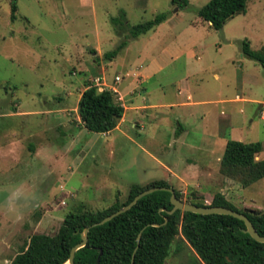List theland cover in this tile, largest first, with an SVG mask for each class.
<instances>
[{
	"label": "rangeland",
	"instance_id": "374dc122",
	"mask_svg": "<svg viewBox=\"0 0 264 264\" xmlns=\"http://www.w3.org/2000/svg\"><path fill=\"white\" fill-rule=\"evenodd\" d=\"M207 1L175 10L170 0H0V264L30 235H53L69 212L124 201L132 184L161 179L185 202L209 204L219 192L239 210H264V177L243 187L219 170L224 133L260 141L255 159L264 158V66L240 52L244 39L264 48V0H246L219 30L196 15ZM162 12L163 22L128 37L125 23ZM143 66L153 75L142 80ZM95 77L126 106L109 133L86 130L76 113ZM163 264L202 263L177 234Z\"/></svg>",
	"mask_w": 264,
	"mask_h": 264
},
{
	"label": "trees",
	"instance_id": "16d2710c",
	"mask_svg": "<svg viewBox=\"0 0 264 264\" xmlns=\"http://www.w3.org/2000/svg\"><path fill=\"white\" fill-rule=\"evenodd\" d=\"M245 2L246 0H208L196 10V15L214 30H219L233 15L244 13ZM170 4L183 9L188 5V0H170ZM15 11L16 4L11 2L10 20L14 19ZM165 19L166 13L162 12L141 23L130 26L125 22L123 24L128 37L134 38ZM117 21L116 18L111 19L120 33L123 29ZM125 44L126 36L112 51L104 53L103 59H112ZM240 52L264 66V48L255 51L244 39L240 42ZM76 113L86 130L105 133L115 128L123 114V108L115 102L110 90L98 91L96 87L88 85L80 92ZM261 150L260 141L242 142L227 138L219 159L220 172L236 179L243 187L250 185L264 177V158L255 159ZM154 186L170 187L161 179L144 186L132 184L122 202L115 201L99 211L69 212L53 235H30L26 246L14 255L9 264H65L71 247L80 241V232L84 227L127 204L145 188ZM173 192L182 200L178 190L173 189ZM169 196L168 191H153L139 198L123 213L101 225L90 226L86 244L74 251L73 264H163L177 234L187 242L202 264H264V243L257 242L249 234L242 232L244 224L241 220L223 214L202 215L179 210L168 214L167 211L172 207ZM191 203L197 206H226L242 212L256 232L264 236V210H239L219 192L212 196L209 204ZM138 232L140 239L137 244Z\"/></svg>",
	"mask_w": 264,
	"mask_h": 264
},
{
	"label": "water",
	"instance_id": "95a60500",
	"mask_svg": "<svg viewBox=\"0 0 264 264\" xmlns=\"http://www.w3.org/2000/svg\"><path fill=\"white\" fill-rule=\"evenodd\" d=\"M177 8L175 7V10ZM156 190H164V191H168L170 193L169 196V202L172 205L171 209L167 211L168 214L174 212L175 210H179L180 212L183 211H187V212H192V213H196V214H223V215H229L232 216L234 218H237L239 220H241L244 224V228L241 229L242 232H245L247 234H249V236L254 239L257 242H262L264 243V236H260L256 230L254 229L253 225L251 224V222L249 221V219L242 213L236 210H233L231 208H228L226 206H215V205H206V206H197L193 203H189V202H185L183 200L178 199L173 192V189L170 187H160V186H154V187H148L145 188L144 190L140 191L139 193H137L136 195H134V197L125 205H123L122 207L118 208L117 210H115L114 212L104 216L101 220L94 222L93 224H91L90 226H95V225H101L104 222L110 220L111 218H113L114 216L119 215L120 213H123L124 211H126L127 209H129L131 206H133L136 201L141 198L142 196L151 193L153 191ZM164 221H166V218H164ZM155 225V224H153ZM90 226H86L84 227L81 232H80V241L77 242L76 244H74L69 252V256L67 258V261L65 264H73V254L74 251L82 246H84L87 242V231L89 229ZM140 239V232H138L137 236H136V243L138 244ZM137 244L134 247L132 254H131V262L134 256V252L137 248ZM96 262H98V258L96 260Z\"/></svg>",
	"mask_w": 264,
	"mask_h": 264
},
{
	"label": "crops",
	"instance_id": "0c3cea01",
	"mask_svg": "<svg viewBox=\"0 0 264 264\" xmlns=\"http://www.w3.org/2000/svg\"><path fill=\"white\" fill-rule=\"evenodd\" d=\"M209 24V23H208ZM148 70V68L146 67V66H143V67H140V73L142 74L141 75V77H142V80L143 79H146V78H150L152 75H153V73L152 74H150V73H148V74H146L145 73V71L146 72H149V71H147ZM79 95H80V93H79ZM79 95H78V98H79ZM155 105L154 104H147V105H141V106H139L140 108H143V109H146V108H153ZM124 110H126V106H125V108H123V112H124ZM124 121V118H123V114H122V116H121V118L119 119V121H118V123H117V125H116V128L118 127V125L121 123V122H123ZM180 126H178V133L174 136L176 139H180V136L184 133V130H185V128H184V126H182V124H179ZM113 130V129H112ZM110 132V131H109ZM109 132H105V133H109ZM219 132V131H218ZM219 134V133H218ZM209 137V136H208ZM223 137H225L226 139L227 138H230L229 137V135L228 136H226L225 135V133L223 134ZM226 139H225V141H226ZM225 141H224V144H225ZM184 143V142H183ZM184 169L182 170L181 169V173H183L184 171L186 172V171H189L190 169H192V167H193V165L192 164H190L189 162H187V164H185V166H182ZM166 168V170L172 175V176H174L175 178H180V176H179V174L175 171V166H169V167H165ZM185 172L183 173V174H185Z\"/></svg>",
	"mask_w": 264,
	"mask_h": 264
},
{
	"label": "built area",
	"instance_id": "2783aa9c",
	"mask_svg": "<svg viewBox=\"0 0 264 264\" xmlns=\"http://www.w3.org/2000/svg\"><path fill=\"white\" fill-rule=\"evenodd\" d=\"M104 84L105 83L103 82V78L102 77H95L93 79V83L91 85L94 86V87H96V89L98 91H101V90H105V89L102 88V85H104ZM109 90L114 93L113 98H114L115 102L117 104H119L122 108H125V105L123 104L122 96L119 94V92L117 91V89L115 87L111 86L109 88Z\"/></svg>",
	"mask_w": 264,
	"mask_h": 264
},
{
	"label": "clouds",
	"instance_id": "9594fccd",
	"mask_svg": "<svg viewBox=\"0 0 264 264\" xmlns=\"http://www.w3.org/2000/svg\"><path fill=\"white\" fill-rule=\"evenodd\" d=\"M9 210H10V211H13L14 209H11V208H10Z\"/></svg>",
	"mask_w": 264,
	"mask_h": 264
}]
</instances>
